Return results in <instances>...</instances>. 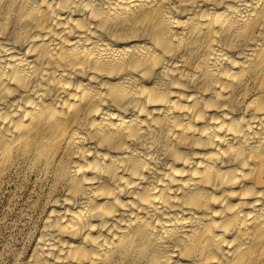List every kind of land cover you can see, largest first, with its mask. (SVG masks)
<instances>
[{"label": "bare ground", "instance_id": "6f19581e", "mask_svg": "<svg viewBox=\"0 0 264 264\" xmlns=\"http://www.w3.org/2000/svg\"><path fill=\"white\" fill-rule=\"evenodd\" d=\"M24 264H264V0H0V189Z\"/></svg>", "mask_w": 264, "mask_h": 264}, {"label": "rangeland", "instance_id": "374dc122", "mask_svg": "<svg viewBox=\"0 0 264 264\" xmlns=\"http://www.w3.org/2000/svg\"><path fill=\"white\" fill-rule=\"evenodd\" d=\"M33 189L32 183L21 190L10 181L0 189V264H24L34 244L39 209Z\"/></svg>", "mask_w": 264, "mask_h": 264}]
</instances>
